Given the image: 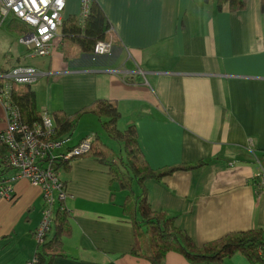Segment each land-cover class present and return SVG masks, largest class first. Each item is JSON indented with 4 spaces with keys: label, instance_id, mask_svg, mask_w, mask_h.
<instances>
[{
    "label": "crops",
    "instance_id": "crops-1",
    "mask_svg": "<svg viewBox=\"0 0 264 264\" xmlns=\"http://www.w3.org/2000/svg\"><path fill=\"white\" fill-rule=\"evenodd\" d=\"M96 1L112 23L106 49L114 48V62L93 64L84 55L65 63L54 51L48 67H38L53 73L34 84L42 86L41 97L33 85L38 108L71 116L96 100L115 101L122 113L118 127L135 125L138 148L152 169H185L135 182L131 195L112 183L114 163H101L97 155L75 159L63 173L72 233L52 264H153L147 227L127 208L131 197L135 209L145 194L154 211H164L200 247L229 233L264 231V187L256 190L264 164L259 0H249L238 13L219 12L216 0ZM71 9L78 13L79 0ZM17 63L25 64L21 57ZM102 120L82 113L66 146L97 136L98 149L110 155L112 148L102 144ZM6 126L0 102V131ZM13 195L0 196V264H30L38 250L33 232L43 194L22 178L14 182ZM136 224L142 225L139 235ZM137 242L141 252L132 253ZM164 264L199 263L171 250ZM226 264L252 263L236 253Z\"/></svg>",
    "mask_w": 264,
    "mask_h": 264
},
{
    "label": "trees",
    "instance_id": "trees-1",
    "mask_svg": "<svg viewBox=\"0 0 264 264\" xmlns=\"http://www.w3.org/2000/svg\"><path fill=\"white\" fill-rule=\"evenodd\" d=\"M204 1L209 2L210 0ZM259 2L264 22V0H259ZM248 3L249 0H216V7L219 12L238 13L245 11L248 8ZM80 9L81 2L79 0L78 13ZM78 13L69 15L64 19L60 28V36L57 43L54 44V51L61 55L65 63L73 61L79 52L85 54L94 52L95 45L99 41H109L108 36L112 29V23L96 0L92 1L89 12L84 16ZM11 22L10 29L14 32H19V36H24L29 32L28 28L26 29L25 26L18 23L21 21L11 20ZM72 45L73 48L71 47ZM54 51L50 55L39 58H50ZM18 65L29 64H17L11 67L1 66L0 75ZM13 85L10 105H18L22 122L32 127L34 123L40 121L42 112L38 108L37 94L33 88L34 84L13 83ZM84 112L94 113L97 116L106 118V120H102V127L113 136L114 141L122 144L119 149L112 148L111 154L107 155L104 150L98 149L96 141L99 139L95 136L91 143V150L86 154L93 157L97 155L96 157L101 163L115 164L110 171L111 181L112 183H117L120 189L130 190L131 195H133L135 182L142 183L153 177L160 179L167 172L177 168L185 169L184 166L167 167L162 170L152 169L147 159L143 157L141 149L138 148V133L135 125H130L125 130H121L118 127V120L122 113L115 101L96 100L91 105L83 107L77 114L71 116L66 115L62 110H54L53 117L57 136L71 138L78 126L80 115ZM102 144L107 147V144L103 142ZM7 152V147L0 142V170L3 168ZM69 162L62 166L63 170L68 167ZM127 208L129 209V216L137 219L140 216V219L147 227L146 235L152 247V253L148 255V259L153 264H164V259L171 250H178L187 259L199 264H226L227 259L236 253L244 255L252 264H264L263 229L254 228L248 231L229 233L223 238L208 242L200 247L194 244L189 235L174 227L164 211H154L146 194L135 209L131 197L128 200ZM70 216L71 212L68 207L58 208L54 217V224L52 228H49L41 242L36 238L37 228L35 229L33 236L38 244V250L33 258L35 261L31 264H52L57 256L63 255L64 239L72 233ZM141 228L142 225L136 224L138 235L142 233ZM137 251L141 252L138 242L132 253H137Z\"/></svg>",
    "mask_w": 264,
    "mask_h": 264
},
{
    "label": "built area",
    "instance_id": "built-area-1",
    "mask_svg": "<svg viewBox=\"0 0 264 264\" xmlns=\"http://www.w3.org/2000/svg\"><path fill=\"white\" fill-rule=\"evenodd\" d=\"M93 0H80V14L90 10ZM67 0H0V25L11 17L21 19L29 32L20 39L30 51V57H45L55 49L54 44L60 36ZM110 41H99L95 50L103 53ZM103 51H100L101 49ZM53 74L32 65H18L0 75V102L6 112L7 126L0 131V142L7 147L4 171L0 175V196L13 199L14 182L25 178L42 190L45 199L42 218L37 227L36 238L43 241L45 234L54 224L58 208H65L69 196L67 182L63 177V165L91 150V138L83 139L80 144L66 146L69 137H58L52 112L42 111L39 122L32 127L21 120L18 105H10L13 83L33 85ZM53 140V141H52ZM252 146V143H250ZM253 151V148L250 147ZM42 153V154H41ZM36 154H39L35 160ZM70 164V163H69ZM11 172V173H8ZM264 187V167L261 166L258 187ZM63 205V206H62ZM35 261L33 259L30 264Z\"/></svg>",
    "mask_w": 264,
    "mask_h": 264
},
{
    "label": "rangeland",
    "instance_id": "rangeland-1",
    "mask_svg": "<svg viewBox=\"0 0 264 264\" xmlns=\"http://www.w3.org/2000/svg\"><path fill=\"white\" fill-rule=\"evenodd\" d=\"M75 0H69L67 9L65 11V15L69 14H75V11H72L71 5L74 3ZM71 13V14H70ZM80 14V12H79ZM65 17L63 18L64 21ZM19 24H22L25 26L27 29V25L22 22H18ZM12 24L11 21H7L3 26L0 27V67L1 66H8L11 67L13 65H17L18 58L21 57L23 59V63L29 64V65H34L37 67H48L50 64V59L47 58H31L30 56V51L27 49V47L24 44H21L19 35L20 33L17 31H13L10 29V25ZM105 42V41H104ZM74 44V43H72ZM71 45V44H70ZM113 45V44H112ZM73 48V45L71 46ZM96 47V45H95ZM114 48H108L106 49L103 53H100L99 51L94 49V52H90L88 54H85L83 52H79L76 56V60H81L83 56L85 55L90 59L91 63L95 62H100V63H112L114 61H111L110 55L113 53ZM27 57V58H25ZM167 61L170 62L171 58H167ZM47 64V66H45ZM169 66V65H168ZM15 68V67H14ZM40 80L39 82H41ZM21 84V83H19ZM25 85V84H24ZM39 87H42L41 85H34V88L37 90L38 96H42L41 89ZM81 111V110H80ZM121 128V127H120ZM100 135L102 138V141L104 144H107L108 148H114V149H119L120 146L119 144L114 141L113 136L109 134L104 128L101 126L100 127ZM72 138V137H71ZM69 138V139H71ZM53 141V140H52ZM8 151V150H7ZM42 154V153H41ZM35 160L39 159L37 158L39 154L34 155ZM4 168V166H3ZM256 180V178H255ZM121 191L117 190V196L120 197ZM43 198V203L45 202L44 197ZM71 220V218H70ZM34 237V236H33ZM34 240H36L34 238ZM33 260V259H32Z\"/></svg>",
    "mask_w": 264,
    "mask_h": 264
},
{
    "label": "clouds",
    "instance_id": "clouds-1",
    "mask_svg": "<svg viewBox=\"0 0 264 264\" xmlns=\"http://www.w3.org/2000/svg\"><path fill=\"white\" fill-rule=\"evenodd\" d=\"M65 14V13H64ZM8 20H18V21H21V22H23L21 19H19V18H17V17H11L10 19H8ZM24 23V22H23ZM4 25V23L2 24V25H0V27L1 26H3ZM61 28V27H60ZM59 32H60V30H59ZM25 36V35H24ZM24 36H19V39H21L22 37H24ZM41 114H42V112H41ZM52 114H53V112H52ZM85 138H89V137H84V138H82L80 141H79V143L83 140V139H85ZM92 141H93V138H92ZM250 143H252V145L254 144V141L252 140V139H250V141H249ZM77 145V144H76ZM89 153V152H88ZM88 153H85V154H83V155H81V156H78V157H76V158H74L72 161H70L69 163V165H71V162H73L75 159H77V158H80V157H83V156H85L86 154H88ZM263 167H264V164H261ZM4 169V168H3ZM4 171V170H3ZM63 177H64V175H63ZM258 181H259V176H258V178H257V182H256V187H258ZM257 191H258V189H256Z\"/></svg>",
    "mask_w": 264,
    "mask_h": 264
},
{
    "label": "bare ground",
    "instance_id": "bare-ground-1",
    "mask_svg": "<svg viewBox=\"0 0 264 264\" xmlns=\"http://www.w3.org/2000/svg\"><path fill=\"white\" fill-rule=\"evenodd\" d=\"M37 2H38V0H36ZM104 49L102 48L100 51H103ZM119 55V54H118ZM117 55V56H118ZM110 58L111 59H114V54L112 53L111 55H110ZM99 62H95V63H93V64H98Z\"/></svg>",
    "mask_w": 264,
    "mask_h": 264
},
{
    "label": "flooded vegetation",
    "instance_id": "flooded-vegetation-1",
    "mask_svg": "<svg viewBox=\"0 0 264 264\" xmlns=\"http://www.w3.org/2000/svg\"><path fill=\"white\" fill-rule=\"evenodd\" d=\"M110 41V40H109Z\"/></svg>",
    "mask_w": 264,
    "mask_h": 264
}]
</instances>
